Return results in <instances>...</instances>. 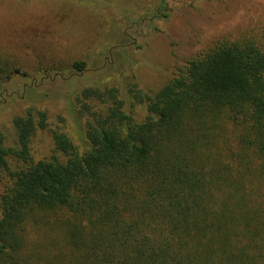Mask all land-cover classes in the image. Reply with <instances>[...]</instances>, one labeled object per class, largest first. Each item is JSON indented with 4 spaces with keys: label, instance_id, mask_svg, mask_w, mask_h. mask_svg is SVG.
I'll use <instances>...</instances> for the list:
<instances>
[{
    "label": "trees",
    "instance_id": "trees-1",
    "mask_svg": "<svg viewBox=\"0 0 264 264\" xmlns=\"http://www.w3.org/2000/svg\"><path fill=\"white\" fill-rule=\"evenodd\" d=\"M136 100L142 121L85 87L79 144L54 131L46 160L30 152L44 112L14 118L16 148L0 132V264H264V29Z\"/></svg>",
    "mask_w": 264,
    "mask_h": 264
},
{
    "label": "rangeland",
    "instance_id": "rangeland-1",
    "mask_svg": "<svg viewBox=\"0 0 264 264\" xmlns=\"http://www.w3.org/2000/svg\"><path fill=\"white\" fill-rule=\"evenodd\" d=\"M159 1L0 0L5 147L16 148L13 120L29 108L47 117L46 129L31 139L35 161L53 155L54 131L77 146L86 120L76 98L87 86L117 88L132 117L142 121L138 93H155L217 41L264 29V0H166V19L156 17ZM76 63H83V74ZM4 184L1 176L0 195Z\"/></svg>",
    "mask_w": 264,
    "mask_h": 264
}]
</instances>
